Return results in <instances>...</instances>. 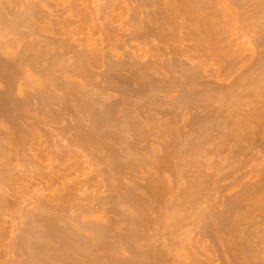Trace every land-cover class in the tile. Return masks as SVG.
<instances>
[{
    "label": "bare ground",
    "instance_id": "6f19581e",
    "mask_svg": "<svg viewBox=\"0 0 264 264\" xmlns=\"http://www.w3.org/2000/svg\"><path fill=\"white\" fill-rule=\"evenodd\" d=\"M81 1L0 0V264H264V0Z\"/></svg>",
    "mask_w": 264,
    "mask_h": 264
},
{
    "label": "rangeland",
    "instance_id": "374dc122",
    "mask_svg": "<svg viewBox=\"0 0 264 264\" xmlns=\"http://www.w3.org/2000/svg\"><path fill=\"white\" fill-rule=\"evenodd\" d=\"M36 1H37V0H36ZM69 1H72V0H69ZM117 1H118V0H117ZM51 2H54V0H53V1L51 0ZM56 2H57V0H55V2H54L55 4H57L58 2H59V4H63L64 2L67 3V0H58V2H57V3H56ZM83 2H84V0H82L80 3H83ZM54 3H53V4H54ZM66 3H64V5H67ZM118 4H119V3H118ZM120 6H121V5H120ZM121 7H123V5H122ZM120 9H121V8H120ZM120 9H118V10L121 11ZM119 11H118V12H119ZM118 12H117V13H118ZM117 13H116V14H117ZM119 14H120V12H119ZM119 14H118V15H119ZM93 16H94V15H93ZM94 17H96V16H94ZM94 17H93V18H94ZM95 19H97V18H95ZM94 23H95V22H84V23L81 25V27H85V28H87V27H91L92 24L94 25ZM90 25H91V26H90ZM238 31L240 32V30H237L236 33H235L234 38H236V35H237V38H239V40H240V39H241V38H240L241 36H240V33H238ZM237 33H238V34H237ZM242 34H243V33H241V35H242ZM245 34H247V32H245L244 35H245ZM238 35H239V36H238ZM244 35H243V39H241L240 42H243V41L246 42L247 40H248V41H249V40H252V39L248 36V34H247V36H246V35L244 36ZM223 156H225V154H223ZM212 157H213V156H212ZM212 157H211V162H210V163H212V164H214L215 162H217V161L220 159V157H213V158H212ZM241 159L244 160L245 158L242 157ZM252 163H253V162H252ZM253 164L256 165V162H254ZM253 164H250V166L252 165V167H253ZM247 168H249V167H247ZM247 168H246V169H247ZM250 168H251V167H250ZM250 168H249V169H250ZM245 171H246V170H243V172H245ZM228 183H230V182H226L225 184H228ZM240 190H241L240 187H234V186H233V187H231L227 192L224 193V196H225V197H229V196L235 195V194H237Z\"/></svg>",
    "mask_w": 264,
    "mask_h": 264
}]
</instances>
